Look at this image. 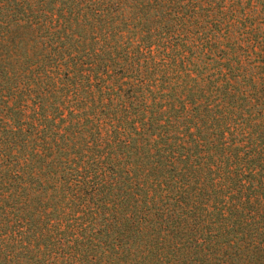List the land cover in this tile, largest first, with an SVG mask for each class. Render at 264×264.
<instances>
[{"label":"trees","instance_id":"obj_1","mask_svg":"<svg viewBox=\"0 0 264 264\" xmlns=\"http://www.w3.org/2000/svg\"><path fill=\"white\" fill-rule=\"evenodd\" d=\"M240 6L0 0V264H264Z\"/></svg>","mask_w":264,"mask_h":264},{"label":"rangeland","instance_id":"obj_2","mask_svg":"<svg viewBox=\"0 0 264 264\" xmlns=\"http://www.w3.org/2000/svg\"><path fill=\"white\" fill-rule=\"evenodd\" d=\"M237 10L243 11L246 27L254 29L258 34L256 39H261L259 52L264 57V0H241V6Z\"/></svg>","mask_w":264,"mask_h":264}]
</instances>
